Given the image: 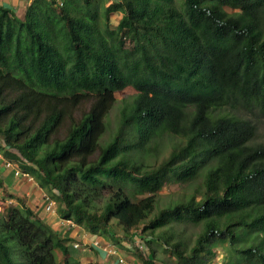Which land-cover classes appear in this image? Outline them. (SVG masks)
<instances>
[{
    "label": "trees",
    "instance_id": "16d2710c",
    "mask_svg": "<svg viewBox=\"0 0 264 264\" xmlns=\"http://www.w3.org/2000/svg\"><path fill=\"white\" fill-rule=\"evenodd\" d=\"M20 1L23 16L0 5L4 160L93 235L120 242L143 225L142 240L184 264H212L219 247L226 264H264V143L255 141L264 123V0ZM129 87L137 94L104 142L115 95ZM171 183L194 191L151 217ZM5 212L0 264H74L69 244L85 249L26 204ZM173 223L201 226L193 246L156 235ZM135 256L160 260L152 246Z\"/></svg>",
    "mask_w": 264,
    "mask_h": 264
},
{
    "label": "rangeland",
    "instance_id": "374dc122",
    "mask_svg": "<svg viewBox=\"0 0 264 264\" xmlns=\"http://www.w3.org/2000/svg\"><path fill=\"white\" fill-rule=\"evenodd\" d=\"M0 5L13 8L17 12L18 16L24 15V12H25L24 1L0 0ZM227 12L234 13V10L227 8ZM117 24H118L117 16L113 15L112 20H111V26L114 28L115 26H117ZM136 94H137L136 90H134L131 87L116 93V95H115L116 102H115L114 106L112 107V109L110 110L108 117H107V120H106L108 123V126H109V134L105 136L104 142L109 141V139L111 137V133L115 132L116 127H117L118 122H119V116H120V112H121L122 108L126 104L131 103L133 101L134 97L136 96ZM90 106H91V101H85L83 104H81L79 106V108L77 110H75L72 113V115H73L72 117L76 121H78L81 118L82 114L89 110ZM69 126H70V122L68 120L66 123H64V127L60 131L59 138L62 139L65 136ZM255 141L259 142V143H264V123H262L259 126V131H258V134L256 135ZM10 152H12L14 154L18 153L16 150H10ZM168 153H169L168 147L160 148L159 153L157 155H155L154 157L150 158V162L154 165H158L161 163V161L164 159V157H167ZM2 167H3V163L0 162V168H2ZM36 189H37V187H36ZM193 191H194L193 185L192 186H190V185L186 186V185H179V184H173V183L166 184L165 187L162 188V190H160L159 193L157 194L158 203H157L156 209H155L154 213L151 215V217H153L155 214H157L161 209L170 205V203H174L178 200H182L184 197L191 195L193 193ZM9 192L10 191H8L6 188L1 187V189H0V217L5 216L6 215L5 214L6 208L11 207V206H17L19 204H26L28 206V204H29L32 208H35V206L32 205L31 203H27V200H28V198L26 197L27 191L25 192L24 189L21 190L22 194H24L23 197H20L18 195V191H14V193H12V192L9 193ZM15 192H16V194H15ZM10 196H12V197H10ZM18 198H21V202H17ZM34 199L35 200L38 199V198H36V194L34 195ZM42 202L44 204L43 199H42ZM44 210L46 213H48L46 210V207H44ZM58 211L59 210L55 209V211L48 213L49 218L52 216H57ZM69 226L72 228L74 227L73 225H71L65 221V223L64 222L60 223L59 227L56 228L57 231L56 230L55 231L57 232V234L61 238H63V239L69 238L66 235L64 236V231ZM86 228L83 227V230L85 232H87ZM142 229H143V225H141L137 229L131 230L128 234L124 235V238L121 240L122 243H120L121 241L120 242H115V241L113 242L109 238V235L107 238V237H105L106 234H103V233L96 234V237H97L96 239H98V240H94V242L99 241V243L104 244L103 239L105 241H106V239H108L107 242L112 241L113 243H111L110 245H108V243H105V245L111 246V248L113 247V248L117 249V251H115L114 254H112V255H110L105 250H104V252H106L108 256L116 258V260L119 257H121L128 264H140V261L136 258L135 255L142 253L144 256H147L149 253V247L151 248V246H152V248L156 249L157 258H160V260L157 261V264H184V263H182V261L174 258L169 249H168V251H165L164 247L157 246L158 242L152 243L151 246L148 245L144 239L142 240ZM201 231H202L201 226H197V225H194L192 223H173L167 227H164L161 230H157L156 235H162V234L163 235L164 234L165 235H167V234L173 235L175 238H179L182 241L188 242V244L190 246H193L195 243V240L197 239V237L199 236ZM135 235H137V237H136L137 239L134 241V244L132 245L131 244L132 241L130 238L134 237ZM144 236L147 237V235H144ZM147 239H149V238L147 237ZM72 243L69 244V257L71 258L72 263L75 264V263H78V260H79L78 254H81L83 250L82 249H75L73 247ZM78 243L81 244L82 242H78ZM217 254H218V257H216L213 260L212 264H226V260H225L226 258L224 257V254L222 252L221 247H219L217 249ZM56 258H57V261L59 263H61L63 261L64 256L60 250H58L56 252Z\"/></svg>",
    "mask_w": 264,
    "mask_h": 264
},
{
    "label": "crops",
    "instance_id": "0c3cea01",
    "mask_svg": "<svg viewBox=\"0 0 264 264\" xmlns=\"http://www.w3.org/2000/svg\"><path fill=\"white\" fill-rule=\"evenodd\" d=\"M24 4H25L24 9H26L28 4L26 2H24ZM0 179L3 181L2 188H6L8 191L12 193H14V191H18V195L20 197L24 196V194H22L21 192L22 189H24L25 192L27 191V194L25 193L26 197L28 198L27 203H31L32 205L35 206V208H32L29 204L28 206L34 209L35 212L38 213L42 219H44L49 225H51L54 228V230H56V228L59 227L60 223H63V222L65 223V220L61 218L59 213L57 214V216H52L49 218L48 213H46L44 210V206H43L44 204L41 199L43 194L46 193L47 191L41 189L38 183L37 185L31 184L26 179L16 178L13 172L6 169L5 167L0 168ZM35 194H36V198H38L37 200L34 199ZM65 235L69 237L70 239L74 240L76 243L82 242L81 245L85 247L82 253L78 254L79 263L81 264H116V258L108 256L107 253L104 252L103 248H97L93 245L94 240H98L96 239L97 238L96 235H93L89 233L88 231L85 232L82 227L75 226L72 228L69 226L64 231V236ZM107 240L108 239H106L105 241L103 239L104 243H108V244L112 243V242H107ZM103 246H106V245L103 244Z\"/></svg>",
    "mask_w": 264,
    "mask_h": 264
},
{
    "label": "built area",
    "instance_id": "2783aa9c",
    "mask_svg": "<svg viewBox=\"0 0 264 264\" xmlns=\"http://www.w3.org/2000/svg\"><path fill=\"white\" fill-rule=\"evenodd\" d=\"M0 162H2L5 166L6 169L10 170L13 172L14 176L16 178H22V179H26L28 182H30L31 184H37L36 180L34 177H32L30 174L20 170L18 168L17 165H15L13 162L9 161V162H6L3 158V155H2V152L0 150ZM42 199L44 201V207H46V210L48 213L50 212H53L55 211V209L58 208V203L56 201V199L48 194V193H44L43 196H42ZM68 222L69 224L71 225H75L74 222L68 220L66 221ZM93 245L97 248H103L105 251H107L110 255L114 254L115 251H117V249L115 248H111V246H103V244L99 243V241H95L93 243ZM110 245V244H108ZM75 247H79V245H76ZM116 264H128L127 262H125L121 257H119L117 260H116Z\"/></svg>",
    "mask_w": 264,
    "mask_h": 264
}]
</instances>
